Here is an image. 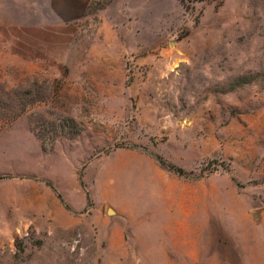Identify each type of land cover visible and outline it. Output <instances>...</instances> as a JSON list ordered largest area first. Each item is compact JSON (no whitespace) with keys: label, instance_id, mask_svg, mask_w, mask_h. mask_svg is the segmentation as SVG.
Wrapping results in <instances>:
<instances>
[{"label":"rangeland","instance_id":"obj_1","mask_svg":"<svg viewBox=\"0 0 264 264\" xmlns=\"http://www.w3.org/2000/svg\"><path fill=\"white\" fill-rule=\"evenodd\" d=\"M72 1L0 0V264H264V0Z\"/></svg>","mask_w":264,"mask_h":264},{"label":"trees","instance_id":"obj_2","mask_svg":"<svg viewBox=\"0 0 264 264\" xmlns=\"http://www.w3.org/2000/svg\"><path fill=\"white\" fill-rule=\"evenodd\" d=\"M161 163H162V165L164 164V166L168 167L169 169H174L175 171H178L179 173H182V172H183L182 169H180L179 167H177V166H176L175 164H173V163H167V164H165V163H163L162 161H161Z\"/></svg>","mask_w":264,"mask_h":264},{"label":"crops","instance_id":"obj_3","mask_svg":"<svg viewBox=\"0 0 264 264\" xmlns=\"http://www.w3.org/2000/svg\"><path fill=\"white\" fill-rule=\"evenodd\" d=\"M72 5H73L74 7H77V0L72 1Z\"/></svg>","mask_w":264,"mask_h":264},{"label":"water","instance_id":"obj_4","mask_svg":"<svg viewBox=\"0 0 264 264\" xmlns=\"http://www.w3.org/2000/svg\"><path fill=\"white\" fill-rule=\"evenodd\" d=\"M109 211H110V212H113V210H112V209H109Z\"/></svg>","mask_w":264,"mask_h":264}]
</instances>
